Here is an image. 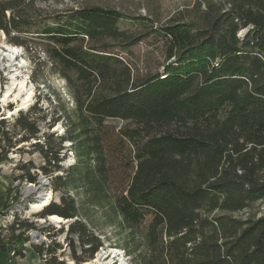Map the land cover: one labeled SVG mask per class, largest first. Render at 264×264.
Here are the masks:
<instances>
[{"label":"trees","instance_id":"trees-1","mask_svg":"<svg viewBox=\"0 0 264 264\" xmlns=\"http://www.w3.org/2000/svg\"><path fill=\"white\" fill-rule=\"evenodd\" d=\"M42 1L0 0V31L27 49L21 35L47 44L75 102L50 124L65 120L63 133L43 139L36 105L13 124L0 120V164L38 139L40 174L61 192L34 215L72 219L42 232L65 234L75 264L95 258L107 228L133 264H264V214L238 215L264 199V0L209 3L198 21L165 24L100 5L44 13ZM144 40L161 45L164 60L139 75L126 54ZM34 165H20L16 180L37 183ZM21 204L15 195L0 214ZM31 229L15 213L0 248L28 242ZM62 248L33 244L46 264H70L57 257Z\"/></svg>","mask_w":264,"mask_h":264},{"label":"rangeland","instance_id":"rangeland-1","mask_svg":"<svg viewBox=\"0 0 264 264\" xmlns=\"http://www.w3.org/2000/svg\"><path fill=\"white\" fill-rule=\"evenodd\" d=\"M224 2L226 3V0H44L40 2V7L43 8L44 13H56L84 5H100L115 8L131 16H148L157 24H165L175 19L198 21L209 3L219 5ZM14 35H16L15 32L7 35L5 32L0 31V47L10 45L19 49L14 65H8L5 59L6 65L0 68L1 95H4L11 86L15 74H18V81L24 80L28 88L33 87V95L24 104H22L23 100L20 97L18 101L13 100V95L6 98V100H0V120L6 119V124H13L20 111L27 112L31 106L36 105L41 109L40 115L42 116L37 123L40 128L39 137L43 139V135L50 133L62 134L65 129V120L55 122L53 127H50V124L58 116L62 115L65 118L68 114L74 112L75 102L68 91L66 81L54 71L53 60L49 57L47 44L40 42L39 39L31 40L30 36L21 35L23 39L29 41V46H32L27 49L25 46L11 41ZM126 57L132 62L136 74L139 75H145L153 71L164 60L161 45H151L147 40L133 46ZM107 122L117 129L128 124L127 121L120 119H110ZM36 141L39 140L32 138L29 141L17 143L12 150L8 149L7 160L0 164V210L3 209V203L12 205L13 197L17 195L22 204L13 208L14 214L16 213L20 219L33 221L37 227V229H31L27 232L28 242L15 245L7 244L6 250L0 248V262L6 263L8 261L7 264H10L9 260L13 259L17 263L11 264H46L45 259L35 253L33 245L29 248V244L32 241L33 244L57 241L63 245V248L57 251V257L67 263H74L71 259L70 248L65 241V234L48 237L41 230L44 227L58 229L60 223L52 222L49 217H36L34 215L35 211L32 209V205L38 202L40 196L42 197V191L52 192L49 203L52 201L59 202L61 196L60 191L52 189L50 177L40 174V167L44 164V159L40 151L35 150L32 146ZM69 144L66 141L64 145L67 147ZM64 152H66V159L62 161V164L69 167L74 162V155L70 150ZM29 161L35 164V167L31 169V173L38 175L37 183L16 180V177L22 173L19 166ZM58 173H62V171H58ZM30 185L35 186L36 190L30 194H25V189ZM14 214L10 213V209L5 214H0V233L6 230L14 221ZM263 214L264 199L252 203L246 210L238 213L242 217L248 215L258 217ZM97 234L104 238L105 244L95 254L93 260L99 255L100 261L94 262V264H133L131 256H128L122 247L118 248L116 244L118 238L115 236L114 229L98 230ZM21 245H24L25 248L24 256L16 257L14 254L12 255L14 250L21 247ZM27 249L28 252H26Z\"/></svg>","mask_w":264,"mask_h":264},{"label":"bare ground","instance_id":"bare-ground-1","mask_svg":"<svg viewBox=\"0 0 264 264\" xmlns=\"http://www.w3.org/2000/svg\"><path fill=\"white\" fill-rule=\"evenodd\" d=\"M18 53H19L18 47L10 46V45H7L6 47H0V68L1 67L3 68L4 65H6L4 62L5 59L7 60L8 65H10V66L14 65V62L17 58ZM17 77H18V74H15L11 86L6 90L4 95H1V84H0V100H6V98L13 95V97H14L13 100L18 101V99L20 97L23 100L22 104H24L27 101H29V99H31V96L33 95V87L31 86L28 88V86L25 84V81L24 80L18 81ZM45 180L47 181L46 178H45ZM45 180H43V181L45 182ZM35 190H36L35 186L30 185L25 189V192H26L25 194H27V193L30 194V193L34 192ZM41 193H42V197L40 196L39 197L40 199L38 200V202L36 204L32 205V209L35 212L39 211L43 207H45L50 202V199L52 198V195H51L52 192L51 191L50 192L42 191ZM48 217H49V220H51L52 222L61 223L64 221V218H62L58 215H50ZM117 253H119V252H117ZM99 261H100V256L98 255L95 260H91L88 262L85 261L84 264H94V262H99Z\"/></svg>","mask_w":264,"mask_h":264},{"label":"water","instance_id":"water-1","mask_svg":"<svg viewBox=\"0 0 264 264\" xmlns=\"http://www.w3.org/2000/svg\"><path fill=\"white\" fill-rule=\"evenodd\" d=\"M70 221H72V219H64V221L61 222L60 225H61V224H64V223H69ZM33 243H34L33 241L30 242V244H29L30 246H29V247H31V246L33 245ZM70 264H75V262H74V263H70ZM98 264H99V263H98Z\"/></svg>","mask_w":264,"mask_h":264},{"label":"crops","instance_id":"crops-1","mask_svg":"<svg viewBox=\"0 0 264 264\" xmlns=\"http://www.w3.org/2000/svg\"><path fill=\"white\" fill-rule=\"evenodd\" d=\"M30 248V247H29ZM32 249V248H31ZM26 252H28V249L26 250ZM8 260V259H7ZM8 262V261H7ZM7 262L5 263V262H0V264H7ZM9 262H10V264L11 263H17V261L16 260H13V259H10L9 260Z\"/></svg>","mask_w":264,"mask_h":264},{"label":"built area","instance_id":"built-area-1","mask_svg":"<svg viewBox=\"0 0 264 264\" xmlns=\"http://www.w3.org/2000/svg\"><path fill=\"white\" fill-rule=\"evenodd\" d=\"M14 254V252L12 253V255Z\"/></svg>","mask_w":264,"mask_h":264}]
</instances>
